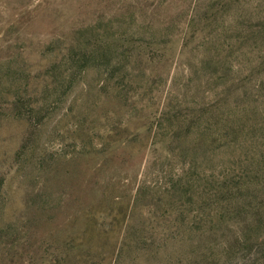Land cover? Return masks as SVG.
Segmentation results:
<instances>
[{"label": "rangeland", "instance_id": "obj_1", "mask_svg": "<svg viewBox=\"0 0 264 264\" xmlns=\"http://www.w3.org/2000/svg\"><path fill=\"white\" fill-rule=\"evenodd\" d=\"M0 264H264V0H0Z\"/></svg>", "mask_w": 264, "mask_h": 264}, {"label": "trees", "instance_id": "obj_2", "mask_svg": "<svg viewBox=\"0 0 264 264\" xmlns=\"http://www.w3.org/2000/svg\"><path fill=\"white\" fill-rule=\"evenodd\" d=\"M15 103H14V108H13V111H15L16 112V115H18V117H19V119L20 120H24L25 118H22L23 117V115H25V111H24V108H23V105L24 104H22L21 102H20V100H21V97H20V95L18 94V93H16V95H15ZM24 113V114H23ZM31 113V110L29 111V117H27L26 118V121H29V123H30V114ZM27 115V114H26ZM21 117V118H20Z\"/></svg>", "mask_w": 264, "mask_h": 264}]
</instances>
